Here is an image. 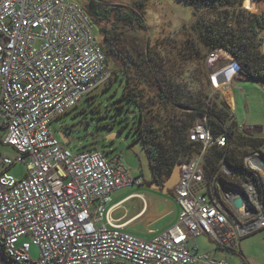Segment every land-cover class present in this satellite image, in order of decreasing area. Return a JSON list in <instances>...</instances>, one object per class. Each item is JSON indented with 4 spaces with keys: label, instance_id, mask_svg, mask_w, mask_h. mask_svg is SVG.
<instances>
[{
    "label": "built area",
    "instance_id": "2783aa9c",
    "mask_svg": "<svg viewBox=\"0 0 264 264\" xmlns=\"http://www.w3.org/2000/svg\"><path fill=\"white\" fill-rule=\"evenodd\" d=\"M221 51L212 49L208 58L219 59ZM110 77L96 25L78 0H0L1 144L14 150H0V254L9 264H233L195 241L204 235L238 251L243 235L264 227L252 181L223 158L211 176L205 170L209 149L227 145L233 118L218 133L207 113L190 125L188 139L198 145L180 163L173 187L178 219L142 237L115 222L107 204L115 191L141 185L144 177L120 153L72 151L50 129ZM255 154L244 159L248 170ZM16 164L26 165L22 177L10 172ZM31 243L39 248L36 258Z\"/></svg>",
    "mask_w": 264,
    "mask_h": 264
},
{
    "label": "rangeland",
    "instance_id": "374dc122",
    "mask_svg": "<svg viewBox=\"0 0 264 264\" xmlns=\"http://www.w3.org/2000/svg\"><path fill=\"white\" fill-rule=\"evenodd\" d=\"M78 1L85 5L88 0ZM101 1L111 5H122L126 9H131L136 1L141 3L139 9L142 12L146 26L144 28L136 24L122 26L123 36L115 42L119 53L129 58L133 56V60H143L148 54L154 56L157 62L161 63L160 70L164 73L175 75L177 79L190 80L189 91H192V93H195L198 89V80L195 74L201 75L199 78L203 80V84H206L205 75L201 71V65L204 64L209 81L207 85L203 86L209 92L206 102L210 110L225 109L228 112L225 122L229 118H233L231 128L236 130L237 135L264 138V83H262L264 81L260 83L255 80H238L237 77L242 76H240V71L233 72L235 75L234 82L233 85H229L234 93V107H231L230 99L224 90L226 82L217 85L214 74L221 73L222 65L225 64H232L234 68L237 67L233 56L222 48L220 49L225 52L221 51L220 58L213 60L208 58L211 51L208 49L203 59L200 55L192 57L183 53V46L188 38L198 40V33L191 29L192 23L198 16L203 14L208 16V11L203 8L195 9L184 0ZM243 1H240L239 7L250 13H262L264 11V7L258 11L249 10L243 6ZM258 1L262 2L264 0ZM96 31L98 39L101 40V34L98 32L97 27ZM120 65L118 63L117 66L120 67ZM108 67L112 74L111 80H113L114 66L108 63ZM149 77L148 74L143 72L139 77L136 74L134 78L131 77L130 79V83L135 84L139 78L138 88L144 91L146 97H151L150 95H154L156 92V88L148 80ZM110 81L98 86L87 96H84L76 106L53 121L50 124V129L53 134L62 140L64 146L72 151L96 147L109 153H120L124 163L132 168L133 173L144 177L143 184L118 190L111 197L112 202H114L133 191L144 196V199L136 196L128 198L123 205L115 209L114 215L125 214L131 216L141 211L137 217L139 220L132 223L128 228L142 237H147L149 230L160 229L173 222L180 213V205L173 195V188L169 189L168 193H164L162 190L149 185L148 182L152 178V173L148 153L142 140L138 138L136 130L137 117L128 109L136 110V104L133 101L121 98L125 80L116 78L109 87H106ZM221 93H224L225 99ZM239 124L241 125L239 126ZM59 131L66 136L64 140L58 134ZM2 132L0 128L1 137ZM229 142L232 146L231 139ZM194 149L196 150V147ZM0 150L8 153L14 152L12 147L1 143ZM240 151L241 155L244 154V151H247L244 154V159L255 152L264 155V144L259 150H251L248 146H245ZM210 159L211 154L208 152L205 157V164L209 165ZM205 170H207L206 165ZM25 171V164H16L10 169V172L18 178L22 177ZM246 173L255 176L256 183L263 187L264 192V175L256 169H247ZM224 182L226 180L221 179L219 183L224 187L226 185ZM253 184L256 189L255 183ZM239 187L244 189L241 185ZM256 190L258 192V189ZM258 195L259 192L257 193L259 198ZM262 200V198H259V202L264 205ZM255 209L258 216L259 209ZM195 241L200 249L212 250L216 256L223 257L233 264H264V227L243 235L240 238V249L238 251L222 247L215 249L216 244L204 235L196 237ZM38 252V246L31 243V257L36 258Z\"/></svg>",
    "mask_w": 264,
    "mask_h": 264
},
{
    "label": "trees",
    "instance_id": "16d2710c",
    "mask_svg": "<svg viewBox=\"0 0 264 264\" xmlns=\"http://www.w3.org/2000/svg\"><path fill=\"white\" fill-rule=\"evenodd\" d=\"M240 1L184 0L195 9H205L209 15L198 16L192 23L191 29L198 33V40L188 38L183 46V53L192 57L200 55L203 59L207 49L222 48L233 56L243 76L264 81V11L250 13L239 7ZM140 5L141 3L136 1L131 9H126L118 4L88 0L84 7L101 34L99 43L106 55L107 65L109 63L114 66L113 80H125L121 98L136 104V110L128 109L137 117L136 130L148 153L151 173L159 180H165L176 164L193 156L194 148H197L198 144L189 141L187 130L197 116L207 113L213 132L218 133L224 130L222 125L228 112L223 108L212 111L207 105L209 92L203 85H207L209 79L204 64L201 65V71L205 75L206 84L199 78L201 75L195 74L198 89L192 93L189 91L190 80L177 79L175 75L164 73L160 70L161 63L159 64L154 56L148 54L143 60H133V56L129 58L119 53L115 42L123 36L122 26H146ZM118 63L121 64L120 67L117 66ZM143 72L150 76L148 80L156 88L151 97H146L144 91L138 88L139 78L135 84L130 83L131 77L134 78L136 74L139 77ZM111 79L112 74L107 83ZM113 80L106 87H109ZM226 131L227 145L209 149L211 159L209 165L205 164L207 176H211L219 160L223 158L241 177L255 183L264 202L263 187L256 183L254 175L246 174L244 154L247 151H244L243 155L240 154V149L245 146L251 150H259L264 144V138L237 135L231 126Z\"/></svg>",
    "mask_w": 264,
    "mask_h": 264
},
{
    "label": "crops",
    "instance_id": "0c3cea01",
    "mask_svg": "<svg viewBox=\"0 0 264 264\" xmlns=\"http://www.w3.org/2000/svg\"><path fill=\"white\" fill-rule=\"evenodd\" d=\"M242 74H240V76H241ZM234 77H235V75L234 74H231L230 75V77H229V79H228V81L225 83V93L227 92V97L230 99V102H231V107H234V93H233V89H232V87H230L229 85H233V82H234ZM237 79L238 80H251V79H248V78H246L245 76H241V77H237ZM255 81H258V82H262V81H259V80H255ZM227 83H229V84H227ZM262 83H264V82H262ZM221 95H222V97L225 99L226 97H225V95H224V93H221ZM154 187H156V188H158V186H154ZM127 188H130V187H127ZM124 189V188H123ZM122 190V189H121ZM118 191V190H117ZM116 192V191H115ZM168 192H169V190H168ZM174 195V194H173ZM134 196H136V197H141L142 199H144V196L141 194V193H139V192H136V191H133V192H130V193H128V194H126V195H124L123 197H121L120 199H118V200H116V201H114V202H112V197H111V200L108 202V204H107V208H109L110 209V215L112 216V218L114 219V221L115 222H117V223H122V224H124V226H125V228L126 229H128L129 231H131L128 227L132 224V223H134L135 221H137V220H139V218H137L138 217V215L141 213V211L140 212H137V213H135V214H132L131 216H126L125 214H121V215H114V211H115V209L116 208H118L119 206H121V205H123L124 204V202L128 199V198H130V197H134ZM175 197V196H174ZM179 203V202H178ZM180 205V204H179ZM180 210H181V206H180ZM179 215V214H178ZM178 215H177V217H176V219L173 221V222H171V223H168L167 225H165V226H163L162 228H160V229H157V228H155V229H153V230H149L148 232H147V237L146 238H150L153 234H155L156 232H158V231H160V230H163L164 228H166V227H168L169 225H171V224H173L174 222H176V220L178 219ZM131 232H133V231H131ZM133 233H135V232H133ZM135 234H137V233H135ZM138 235V234H137ZM197 243V242H196ZM240 245V244H239ZM217 248V246L215 247V249ZM239 249H240V246H239Z\"/></svg>",
    "mask_w": 264,
    "mask_h": 264
},
{
    "label": "bare ground",
    "instance_id": "6f19581e",
    "mask_svg": "<svg viewBox=\"0 0 264 264\" xmlns=\"http://www.w3.org/2000/svg\"><path fill=\"white\" fill-rule=\"evenodd\" d=\"M243 6L249 10L258 11L259 9L264 7V1L260 2L258 0H244ZM232 71L233 68H229L226 70V72L218 73L215 76V83L218 85L227 82L229 79L228 76H230ZM249 163L253 166L254 169L258 170L264 175V157L261 154L257 153L253 155L251 158H249ZM252 200L255 201L256 207L259 209V213L261 214V220H263L262 217H264V205L257 201L255 198ZM243 204L244 206H246V208H250L249 199L244 197Z\"/></svg>",
    "mask_w": 264,
    "mask_h": 264
},
{
    "label": "water",
    "instance_id": "95a60500",
    "mask_svg": "<svg viewBox=\"0 0 264 264\" xmlns=\"http://www.w3.org/2000/svg\"><path fill=\"white\" fill-rule=\"evenodd\" d=\"M222 72H226V70L222 71ZM58 134L61 136V138L63 140L66 138V136L61 131H59ZM261 155L264 157L263 154H261ZM179 172H180V163L176 164L174 166L170 176L167 177L161 184H159L157 186L161 187L162 191L164 193H168V190L173 188L174 185L177 183V181L179 179ZM233 203L236 207H239L242 204V199L236 198V199H234ZM0 264H9V262L1 254H0Z\"/></svg>",
    "mask_w": 264,
    "mask_h": 264
},
{
    "label": "flooded vegetation",
    "instance_id": "af4514ba",
    "mask_svg": "<svg viewBox=\"0 0 264 264\" xmlns=\"http://www.w3.org/2000/svg\"><path fill=\"white\" fill-rule=\"evenodd\" d=\"M164 180H159L157 177H154L152 175L151 180L148 182L150 186H157L159 184H161ZM158 189L162 190L161 187H158Z\"/></svg>",
    "mask_w": 264,
    "mask_h": 264
}]
</instances>
